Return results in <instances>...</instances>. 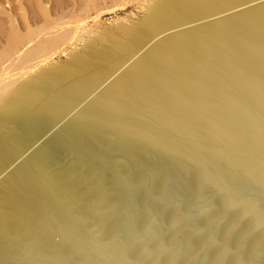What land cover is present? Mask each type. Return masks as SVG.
<instances>
[{"label":"bare ground","instance_id":"bare-ground-1","mask_svg":"<svg viewBox=\"0 0 264 264\" xmlns=\"http://www.w3.org/2000/svg\"><path fill=\"white\" fill-rule=\"evenodd\" d=\"M60 1L0 0V81L16 66L29 74L0 86V264H187L195 257L257 264L264 248V0H155L125 41L85 47L67 66L45 68L44 53L80 27L50 19L45 37L68 31L28 41L16 20L25 12L45 19ZM112 146L125 148L127 163ZM61 149L77 155L81 170L93 153L102 176L115 158L120 171L127 167V182L141 154L166 159L176 171L169 175L150 161L145 181L158 179L159 201L150 203L156 189L149 184L143 220L132 210L123 234L110 210L96 238L90 219L74 212L81 208L75 196L64 189L67 198L59 197L65 175L54 159ZM186 191L207 216L203 228L183 202ZM106 200L102 190L97 202ZM218 219H229L223 239ZM196 231L203 233L200 245Z\"/></svg>","mask_w":264,"mask_h":264},{"label":"rangeland","instance_id":"rangeland-1","mask_svg":"<svg viewBox=\"0 0 264 264\" xmlns=\"http://www.w3.org/2000/svg\"><path fill=\"white\" fill-rule=\"evenodd\" d=\"M155 0H61L58 4V6L50 10L49 17H45V19L42 16L38 17H32V15L28 14L25 12L27 15L24 17L23 16L18 18L16 20L18 23H24V25L21 24L22 28L21 33L24 36L26 40L29 41V39H33L36 36H40L41 39H37L38 41L42 39H48L50 37H54L53 34H47L45 37L44 33L48 26L51 24L50 19H54L56 23L59 22H66L68 27H70V30L73 28H79L77 29V34H71L68 35L67 37L69 38L70 36H73L75 40L69 39L66 37L61 43L59 42L56 47L53 46L51 49H48L44 55H46V58L48 59L45 64V68H53V69H59L64 66H67L72 57L76 54H78L82 49L85 47H99L98 49L102 47H112L115 43L118 41H125L126 40V32L133 28L134 26L138 25L141 23L146 15L148 14L149 9L154 5ZM42 17V18H41ZM52 17V18H51ZM23 18V19H22ZM35 18V19H34ZM39 18V19H38ZM49 18V19H48ZM56 18V19H55ZM25 19V20H24ZM59 19V20H57ZM24 20V21H23ZM57 20V21H56ZM26 21V22H25ZM44 22V23H43ZM43 23V24H42ZM63 23V24H64ZM80 23V24H79ZM25 24H27L25 26ZM77 25L78 27H74L73 25ZM44 25V26H42ZM72 28H71V26ZM83 25V26H79ZM26 27V28H25ZM44 28V29H43ZM82 31H81V30ZM44 30V32L42 31ZM63 33L65 34L68 29H62ZM61 30V31H62ZM79 30V31H78ZM60 31V33H62ZM42 32V33H41ZM39 33H41V36ZM60 33L56 37H60ZM76 33V32H75ZM57 34V32H56ZM78 36V37H77ZM39 37V38H40ZM68 39V40H67ZM38 41H33L31 44V47L35 46ZM67 41V42H65ZM66 45H64L65 43ZM72 42V43H71ZM6 47V43L4 39L0 38V62L3 57V50ZM144 52V50L142 51ZM15 68V69H14ZM20 68V67H19ZM17 68L12 67L9 69V72L6 71V74L3 77V80L0 81V86L1 84L4 85V83H9V80H15L16 79H21L19 82H22L26 80L25 78H29V74L24 75V70L22 68ZM14 70V71H13ZM17 70V71H16ZM22 72H21V71ZM13 73H12V72ZM8 72V73H7ZM39 71H34L33 74L38 73ZM8 74V76H6ZM25 76V77H23ZM8 77V78H7ZM23 80H22V78ZM49 133L48 136H50L55 130ZM46 136V138L48 137ZM45 138V139H46ZM38 148V145L33 146L30 148V150L24 155V157L20 158L19 160L15 161L12 166L8 169V171L13 170L15 167H17L20 164V161H22L28 154H32L34 150ZM112 154L120 153L124 157V161L127 163L128 162V154L127 151L125 150L124 147H117V146H112L110 149ZM32 152V153H31ZM55 159H54V165L57 171H59V174L62 173L65 176H62L60 174L61 178L60 181L57 185V189L59 191V197L60 199L64 200L63 198H67V193H70L77 201L80 203L81 208L78 209L77 205L76 208L74 206V212L76 214H81L90 219V225L92 226V234L96 237L99 238L102 234L101 231V226H100V217L104 213H108L110 210L116 211V215H118L120 223L116 222L115 216L112 217L111 223L112 224H118L119 225V230L120 233L125 234V230L127 228L126 222L128 221L127 215L132 211L135 210V212L138 214L139 213V219L143 220V218L146 215V209L145 207L142 206L143 200L148 198V185L150 184L151 188H155V192L150 196V203L153 204L154 200L155 203L158 202L157 200L159 198V194L157 193V189L159 187V182L158 179L153 177L149 184L147 185L145 178L147 177V171H148V164L150 161H153L152 163L162 169H164L169 175L171 173L176 171L175 166L171 165L172 163L166 159L162 158H154L151 160L147 156L141 154L140 160L141 164L133 166L132 173L130 176V182H127L125 180L123 174L126 171L127 167L124 168L125 171H120L122 169L117 168L116 164V159L113 158L112 164L105 165L106 171L105 175L102 176L101 172L96 170L93 166L95 164V156L93 153L88 154V167H84L85 169H80L79 163L77 160H80L75 153H69L65 152L64 150H59L57 154H55ZM19 162V163H17ZM63 162V163H62ZM80 162V161H79ZM78 163V164H76ZM59 164V165H58ZM78 165V166H77ZM81 167V166H80ZM13 168V169H12ZM61 168V169H60ZM79 168V169H78ZM175 168V169H174ZM59 169V170H58ZM64 169V170H63ZM84 173H81V171ZM87 170V171H86ZM7 171V172H8ZM65 172V174H64ZM5 174V173H4ZM174 175V174H173ZM4 175L2 174L0 177L2 178ZM70 177L71 179L65 178V177ZM63 177V179H62ZM0 178V179H1ZM68 179V180H67ZM66 180V181H65ZM154 180V181H153ZM62 181V184H61ZM71 183V184H69ZM128 183H131L130 185ZM153 184V185H152ZM62 185V186H61ZM67 186V188L65 187ZM69 185V186H68ZM73 187L72 188L70 187ZM133 186L136 188V192L138 195V203L135 205L130 202V197L132 194ZM65 187V188H64ZM65 189V190H64ZM67 189H70L68 192ZM67 192L65 194V192ZM67 190V191H66ZM102 190L106 191L107 195V200L104 203H99L97 202L98 199L100 198ZM206 193H208L210 196L214 197L216 196V193H214L213 189L210 187H206ZM66 196H64V195ZM64 196V197H63ZM249 196L252 197L250 194ZM63 197V198H62ZM193 193L190 191H186L184 193L183 197V202H190L192 208L195 210L193 212L194 215V224L197 227L203 228L204 223L207 219V216L203 215L201 212L198 210L201 208V204H198L196 201L193 200ZM216 199L217 196H216ZM174 206L173 205H168V209H172ZM248 218H245L240 225H237L234 229V234L232 235L231 243H235L238 237V233L243 229L244 227L247 226ZM220 222L219 225V232L218 236H220L221 239H223L226 235V229L227 225L229 223V219H218ZM216 224V221L214 222L213 225ZM169 228H171L169 226ZM201 231V230H200ZM259 231L256 232L258 234ZM202 232L196 231L194 235V240L197 245H200L203 240V233ZM61 239L60 236L57 234L55 235V240L59 241ZM148 244H151V241L148 242ZM248 251L250 250L247 249ZM187 255V254H186ZM186 255H183V258H185ZM11 255L8 257V260L14 261L16 260V256ZM14 257V258H13ZM211 257V254L209 253V256H207L205 261H208ZM203 260H201L198 257H195L193 261H190L187 264H204L202 263ZM254 261L257 264H261L264 261V248L262 249L261 252H259L256 255V258H254Z\"/></svg>","mask_w":264,"mask_h":264}]
</instances>
